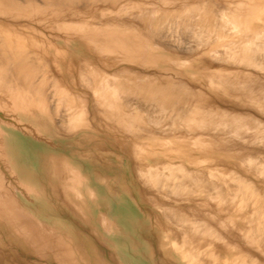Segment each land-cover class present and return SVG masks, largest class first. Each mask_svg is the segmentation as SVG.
I'll list each match as a JSON object with an SVG mask.
<instances>
[{"label":"rangeland","instance_id":"rangeland-1","mask_svg":"<svg viewBox=\"0 0 264 264\" xmlns=\"http://www.w3.org/2000/svg\"><path fill=\"white\" fill-rule=\"evenodd\" d=\"M35 2L38 15L0 18V39L11 31L40 65L28 81L0 78V264H264V227L248 237L251 195L264 200V50L256 63L231 56L233 41L264 43V0ZM193 176L223 192L222 209L170 192Z\"/></svg>","mask_w":264,"mask_h":264},{"label":"bare ground","instance_id":"bare-ground-1","mask_svg":"<svg viewBox=\"0 0 264 264\" xmlns=\"http://www.w3.org/2000/svg\"><path fill=\"white\" fill-rule=\"evenodd\" d=\"M41 2H42V5L43 6H48V5H46L47 3H49L50 2V0H40ZM38 2V1H37ZM40 2V3H41ZM52 2V1H51ZM72 2V1H71ZM209 2V1H208ZM213 2V1H212ZM36 2H35V0H0V18H4V17H7V18H11V19H14L15 20V18L16 19H18L19 17H21V16H29L30 18H31V16H34L33 15V13L34 12H36L35 10H34V8H32V7H34L36 4H35ZM74 3V2H73ZM202 4V3H201ZM205 4H206V2H205ZM211 4H213V3H211ZM20 6H22V9L20 8ZM204 5H202L201 7H203ZM197 7H199V6H197ZM47 8V7H46ZM214 8V7H213ZM229 7H227V9H228ZM41 9V8H40ZM42 9H43V7H42ZM201 9H203L204 10V8H201ZM210 10V9H209ZM31 11H34V12H31ZM197 11V10H196ZM202 11V10H201ZM198 12V11H197ZM225 12H227V11H224V10H221V11H218V13L216 14L219 18H221L220 20H219V23H218V26L219 27H222V28H225V29H227V28H232L233 26L231 25V23H230V20H232L231 19V16L230 15H228V17H230L229 19H225L226 18V15L227 14H229L230 12L228 11L227 13H225ZM199 13V12H198ZM225 13V14H224ZM200 14V13H199ZM198 14V15H199ZM239 14V13H238ZM36 15H38V13L36 12ZM145 15V14H144ZM144 15H142V16H144ZM224 15H225V18H224ZM231 15H232V12H231ZM233 15H234V13H233ZM232 15V16H233ZM4 16V17H3ZM137 16V15H136ZM145 16H147V18H148V21L150 20V23L149 24H155V23H153V21L155 22L156 20H151V18H149L148 17V15H145ZM201 16V15H200ZM235 16V15H234ZM22 17V18H23ZM36 17V16H35ZM138 17V16H137ZM151 17V16H150ZM160 17V16H159ZM159 17H156V19L157 18H159ZM165 17V16H164ZM163 17V18H164ZM28 18V17H27ZM34 18V17H33ZM131 18V17H130ZM132 18H134V17H132ZM153 18H155V17H153ZM138 19V18H137ZM161 19V18H160ZM207 19V18H206ZM217 19V18H216ZM236 19H237V17H236ZM29 20V19H28ZM35 20V19H34ZM139 20V19H138ZM157 20H159V19H157ZM184 20V19H183ZM182 20V21H183ZM194 20H196V19H194ZM217 20V21H218ZM229 20V21H228ZM235 20V19H234ZM161 21V20H160ZM164 21V19H162V22H160V23H165V22H163ZM199 21V20H198ZM216 21V20H215ZM216 21V22H217ZM157 22V21H156ZM167 22V21H166ZM200 22V21H199ZM202 22H207V21H205V20H203L202 19ZM5 23V21L3 20V19H0V27H2L3 25H5V27H7V24H4ZM158 23V22H157ZM156 23V24H157ZM198 23V22H197ZM201 23V22H200ZM13 24V23H12ZM187 24V23H186ZM204 24V23H203ZM206 25H207V23H205ZM205 24H204V26H205ZM217 24V23H216ZM160 25H162V27H163V24H160ZM199 25V24H198ZM201 25H202V23H201ZM10 25H8V27H9ZM181 26V25H180ZM203 26V25H202ZM201 26V27H202ZM218 26H216V27H218ZM224 26H226V27H224ZM231 26V27H230ZM157 27L158 28H160L161 26H159V23H158V25H157ZM156 26L154 27L153 26V28H157ZM162 27L160 28V29H162ZM173 27V26H172ZM193 27H195V26H191V28H193ZM200 27V28H201ZM218 27V28H219ZM3 28V27H2ZM12 28V27H11ZM164 28V27H163ZM181 28V27H180ZM189 28H190V26H189ZM212 28V27H211ZM159 29V30H160ZM194 29H197L198 30V28H197V26H196V28H194ZM204 29H206V28H204ZM203 29V30H204ZM7 30V29H6ZM12 30V29H11ZM13 30H15L14 28H13ZM170 30V29H169ZM191 30V29H190ZM202 30V29H201ZM200 30V32H203V30L201 31ZM227 30H229V29H227ZM205 31V30H204ZM210 31V33H212L211 32V30H209ZM174 32V31H173ZM199 32V33H200ZM207 32V31H206ZM7 33H9V32H7ZM10 33H11V31H10ZM10 33L7 35V37L5 38V35H2L3 36V38H5L4 40L3 39H0V78H14L15 77V80H21L22 78H23V81H26L29 77L31 78L32 77V79H34V77L31 75L30 76V74H35V72H32V70H33V68H34V66L36 65V66H40L39 64H35V63H37V61L35 62V61H33L32 59H30V57L28 56V58L29 59H27V55H28V53H24V50H21V48H20V46H19V44H18V42L16 41V40H12V39H9V38H11L12 37V35L10 36ZM178 33V32H177ZM176 33V34H177ZM168 34V33H167ZM166 34V35H167ZM175 34V33H174ZM205 34V33H204ZM208 34H209V32H208ZM201 35V34H200ZM202 35H203V33H202ZM212 35H213V33H212ZM209 36V35H208ZM262 36V35H261ZM1 38V37H0ZM8 38V39H7ZM185 38V37H184ZM214 38V37H213ZM166 39V38H165ZM169 39V38H168ZM172 39V38H171ZM170 39V40H171ZM199 39V38H198ZM200 41H201V39H200ZM207 41H205V43H206ZM231 42V41H230ZM237 41H233V42H231L232 44H235V45H232V46H234L233 48H231L230 50H231V52H232V57H233V54H235L236 53V55L238 56H240V57H246L245 59V61H247V63L248 62H251V63H256L257 62V58H261L260 56H258L257 54L258 53H260V51H262V50H264V45L262 46V44H264L263 42L262 43H259V44H256V45H258L257 47H255L254 45V47L253 46H248L247 45V43H251V42H247V43H241L240 44V42L238 41L237 43H236ZM203 43V42H202ZM172 44V43H171ZM204 44V43H203ZM230 44V43H229ZM178 45V44H177ZM186 45V44H185ZM190 45V44H189ZM227 45V44H226ZM231 45V44H230ZM248 46V47H247ZM23 49V48H22ZM191 50V49H190ZM231 52L229 53V54H231ZM262 52H264V51H262ZM30 53V52H29ZM225 53H226V51H225ZM31 54V53H30ZM262 56V55H261ZM32 58H34L33 56H31ZM222 57V56H221ZM228 57V56H227ZM264 57V56H263ZM37 58V57H36ZM217 58H219V57H217ZM238 58V57H237ZM240 59H242V58H240ZM33 61L34 62V64H33V66H31V67H29L30 66V64L32 65V63L33 62H30V64H29V61ZM17 61H18V63H17ZM15 62H16V65H15ZM28 62V63H27ZM14 64V66H11L10 64ZM258 63L260 64L261 62H259L258 61ZM262 63H264V58L262 59ZM9 65L11 66V67H9ZM109 65V64H108ZM107 65V66H108ZM261 65H263V64H261ZM35 66V67H36ZM264 67V66H263ZM119 69V68H118ZM4 70H10L11 71V73H6V74H4ZM29 70H30V73H29ZM36 69L34 68V71H35ZM40 70V68L38 67V71ZM125 70V69H124ZM43 71H44V69H43ZM27 72V73H26ZM36 72H37V70H36ZM40 72H41V70H40ZM92 72V71H91ZM114 72V71H113ZM120 72V71H119ZM129 72V71H128ZM127 72V73H128ZM234 72V71H233ZM39 73V72H38ZM123 73H125V72H123ZM122 73V74H123ZM9 74V75H8ZM37 74V73H36ZM40 74V73H39ZM42 74V73H41ZM45 74H46V72H45ZM45 74H44V76H45ZM119 74V73H118ZM121 73L119 74V76H121L122 75ZM127 75V74H126ZM126 75H124V76H126ZM35 76V75H34ZM42 76V75H41ZM40 76V77H41ZM43 76V77H44ZM112 76H114V75H112ZM118 76V75H117ZM108 77V76H107ZM132 77V76H131ZM29 78V79H30ZM45 78H47L46 76L44 77V79ZM49 78V77H48ZM103 78V77H102ZM106 78V77H105ZM104 78V79H105ZM109 78V77H108ZM114 78H116V76H114ZM119 78V77H118ZM121 79H124L123 77H120ZM127 78H129V77H127ZM10 79V80H11ZM24 79H26V80H24ZM28 79V80H29ZM31 79V80H32ZM41 79H43L42 77L39 79L40 81H41ZM27 80V81H28ZM112 80V79H111ZM33 81V80H32ZM31 81V82H32ZM44 81V80H43ZM99 81V80H98ZM105 82H104V84H103V82H101V85L103 84V88L105 87V84H106V79L104 80ZM115 81V79L112 81L113 83H115L114 82ZM116 81H117V79H116ZM120 81V79H118V81H117V84H118V82ZM123 81V80H122ZM122 81H120L119 83L121 84V82ZM124 81H125V83H127L126 82V79H124ZM30 82V81H29ZM48 82V81H47ZM54 82H56V81H54ZM129 82V81H128ZM35 83V82H34ZM34 83H32V84H34ZM40 83V82H39ZM46 83V81H44V84ZM60 83V82H59ZM58 83V84H59ZM90 83V82H89ZM108 83V82H107ZM125 83H123L122 82V84H123V86H124V84ZM31 85L30 87H33V85L31 84V83H28V85ZM38 84V83H37ZM49 84V83H48ZM52 84V83H51ZM108 84H110L111 85V83H108ZM121 84V85H122ZM129 84V83H128ZM128 84H125V88H121L122 90H125L126 89V87L130 90L131 89V87H128L129 85ZM239 84V83H238ZM262 84V83H261ZM55 85V87H56V89H57V86H56V84H54ZM100 85V86H101ZM113 85V84H112ZM120 85V86H121ZM128 85V86H127ZM131 85V84H130ZM251 85V84H250ZM35 86H37V85H35ZM38 86H40L41 87V84L39 85L38 84ZM52 86H53V84H52ZM59 86H60V84H59ZM109 86V85H108ZM106 87V88H111V87ZM113 86H115V85H113ZM117 86V85H116ZM115 86V87H116ZM118 86H119V84H118ZM120 86H119V88H120ZM123 86H121V87H123ZM254 86V85H253ZM47 87V86H46ZM96 87H97V85H96ZM96 87L94 88L93 87V89L94 90H96ZM102 87H100L99 88V86H98V88L100 89V91H101V88ZM142 87V86H141ZM262 87H264V86H262ZM35 88V87H34ZM37 88V87H36ZM43 88V87H42ZM53 88V87H52ZM103 88H102V92H104L103 91ZM134 88V87H133ZM180 88V87H179ZM37 89H39V88H37ZM36 89V90H37ZM41 89V88H40ZM60 89V88H59ZM61 89H62V91H64V93L66 92L67 93V91H65V90H63V88L61 87ZM60 89V90H61ZM105 89V88H104ZM113 89H116V88H114V87H112V95L110 96V97H112V96H117V93H118V91H117V89H116V91H117V93L115 94L114 92H113ZM174 89H175V87H174ZM31 90H33V88L31 89ZM43 90V89H42ZM59 90V92L58 93H60L59 94V96L60 95H62L63 93L61 92ZM93 90V91H94ZM105 90H107V92L106 93H103V94H105V96H106V94H111V92H109L108 91V89H105ZM119 90V89H118ZM127 90V89H126ZM44 91V90H43ZM42 91V92H43ZM53 91V90H52ZM133 91V90H132ZM131 91V92H132ZM177 91V90H176ZM240 91V90H239ZM57 91H55V93H56ZM101 92V93H102ZM122 92V91H121ZM123 92H125V91H123ZM127 92V91H126ZM130 92V91H129ZM129 92H127V93H129ZM130 92V93H131ZM261 92V91H260ZM264 92V91H263ZM48 93V92H47ZM54 92L52 93V94H55ZM58 93H56V96L58 95ZM65 93V94H66ZM99 93V92H98ZM133 93H134V91H133ZM136 93V92H135ZM134 93V94H135ZM65 94H63V95H65ZM70 94V93H69ZM68 94V95H69ZM93 94V93H92ZM91 94V95H92ZM102 94V99H105L104 98V95ZM115 94V95H114ZM124 94V93H123ZM122 94V95H123ZM45 95H46V93H45ZM48 95H50V94H48ZM67 94H66V96H60V98L61 97H63V98H61L60 99V101L62 100H64L65 102H66V99H64L65 97L67 98V96H68ZM109 95H107L108 96V98H106V100L108 99V102L106 101V100H104V101H102L103 103L105 102V103H109V101L111 100V99H114V98H111L110 100H109ZM126 95V94H125ZM116 96H115V98H116ZM127 96V95H126ZM251 96V95H250ZM48 97V96H47ZM58 97V96H57ZM56 97V98H57ZM73 97V96H72ZM71 97V98H72ZM140 97V96H139ZM148 97V96H147ZM157 97V96H156ZM70 98V97H69ZM71 98H70V100H71ZM84 98V97H83ZM159 100H160V103H159V105H160V107L162 108V110L165 112L166 110H164L167 106H169L168 104V99H165L164 98V96L162 95H159V97H157ZM178 98V97H177ZM51 99V98H50ZM125 99V98H124ZM141 99V98H140ZM143 99H144V97H143ZM152 99V98H151ZM155 99V98H154ZM176 99V98H175ZM68 101H69V99H67ZM54 102H55V100H53ZM59 101V100H58ZM61 101V102H62ZM63 101V102H64ZM85 101V100H84ZM123 101V100H122ZM121 101V103H123ZM128 101V100H127ZM126 101V102H127ZM64 102V103H65ZM70 102H73V101H70ZM95 102H98V101H95ZM113 102V101H112ZM115 102V101H114ZM135 102V101H134ZM63 103V104H64ZM83 103H85V102H83ZM110 103H111V101H110ZM109 103V104H110ZM129 103H131V102H129ZM60 104V103H59ZM66 104H67V102H66ZM75 104V103H74ZM108 104V105H109ZM135 104H136V102H135ZM68 105V104H67ZM110 105H112V104H110ZM124 105H125V103H124ZM137 105V104H136ZM135 105V106H136ZM128 106V105H127ZM146 106H148L147 104H146ZM55 107H56V105H55ZM59 107H61V106H59ZM69 107H71V106H69ZM84 107V106H83ZM117 107V106H116ZM139 107V106H138ZM170 107V106H169ZM65 108V107H64ZM66 108H67V106H66ZM94 108V107H93ZM125 108V107H124ZM160 108V109H161ZM172 108H177V107H175V103H172V105H171V110L173 111V109ZM98 109V108H97ZM153 109V108H152ZM157 109V108H156ZM159 109V110H160ZM178 109V108H177ZM51 110H53V109H51ZM61 110V109H60ZM96 110V109H95ZM151 110V109H150ZM149 110V111H150ZM158 109H157V112L159 111ZM153 111V110H152ZM161 111V110H160ZM179 111V110H178ZM177 111V112H178ZM135 112V111H134ZM139 112V111H138ZM137 112V113H138ZM141 112V111H140ZM162 112V111H161ZM160 112V113H161ZM102 113V112H101ZM163 113V112H162ZM60 114V113H59ZM58 114V115H59ZM155 114V113H154ZM173 114H175V110H174V113ZM176 114H178V116L179 117H182L183 115H185L184 114V112H178V113H176ZM175 114V115H176ZM189 114V113H188ZM105 115V114H104ZM131 115V114H130ZM160 115V114H159ZM92 116V115H91ZM148 116H150V114L148 115ZM154 116V115H153ZM152 116V117H153ZM161 116V115H160ZM185 116H187L188 117V115L186 114ZM185 116L183 117V118H185ZM113 117H114V115H113ZM154 117H156V116H154ZM153 117V118H154ZM158 117V116H157ZM81 116L79 115L78 116V113L76 114V115H73V117H72V119H73V121H74V123L75 124H78V123H76V121L77 122H79L81 119ZM114 118H116V117H114ZM148 118H151V117H148ZM161 118V117H160ZM177 118V117H176ZM183 118H180V120L182 119V121H184L185 119H183ZM189 118V117H188ZM187 118V119H188ZM61 119V118H60ZM152 119V118H151ZM83 120V119H82ZM155 120H157V119H155ZM161 120H162V118H161ZM147 121V120H146ZM179 121V120H178ZM178 121H176V122H178ZM189 121V120H188ZM198 122H199V120H197ZM195 122V123H198V122ZM60 122V121H59ZM148 122V121H147ZM156 122V121H155ZM162 122H163V120H162ZM70 123L72 124V122L71 121H69V125H70ZM74 123H73V125H74ZM133 123V122H132ZM174 123V122H173ZM192 123V122H191ZM194 123V122H193ZM194 123V124H195ZM125 125V124H124ZM160 125V124H159ZM196 125H198V124H196ZM71 126V125H70ZM158 126V125H157ZM175 126V125H174ZM159 127V126H158ZM178 127H179V125H178ZM177 126H176V128H178ZM167 128V127H166ZM180 129H181V127H179ZM178 128V129H179ZM182 168V167H181ZM258 169V168H257ZM153 172V171H152ZM152 172H150V173H152ZM155 172V171H154ZM160 173V172H159ZM162 173V172H161ZM193 173V172H192ZM152 174H155V173H152ZM164 174V173H163ZM162 174V175H163ZM176 174L177 173H173V174H169V176L166 178V177H164V181H165V179L168 181V182H170V178H172L173 180H176L175 178L177 177L176 176ZM198 174V173H197ZM147 175H148V173H147ZM150 176H152L151 174H149ZM148 175V176H149ZM156 175H157V173H156ZM238 175V174H237ZM158 176V175H157ZM155 177V178H158V177ZM240 176V175H239ZM239 176H237V177H239ZM160 177V176H159ZM193 177H195V176H193ZM192 177V178H193ZM197 177V178H196ZM195 178H196V180L193 178L192 180H193V183H192V185H190L191 184V182L190 181H188V183L186 184V181H184L185 179H178V181H176V182H172L174 185L172 186V187H174L175 189H173V188H171L170 190V192H174V191H179V192H185L184 190H186V192H192V193H194V194H199L200 196H202L203 198H209L210 197V199H212L213 201L214 200H217V199H219L218 201H214L215 202V204H217V208L218 209H222V206H221V204L225 201V197H223V195H222V193L223 192H221V190L219 191V190H216L215 191V189L213 188V187H215V186H211V188H210V186H208V185H206V183L205 182H202L200 179H202V178H198V176H196ZM144 178V177H143ZM183 178V177H182ZM189 178H191V176L189 177ZM152 179V178H151ZM168 179H170V180H168ZM233 179H234V176H233ZM159 180H160V178H159ZM159 180H157V181H159ZM236 180V179H235ZM245 179H243V180H239L238 181V185H237V188L239 189V195H241L240 197H241V202H239L240 203V205L238 206V208L239 207H241V204L243 203H245L246 204V202L248 203V200H247V198L245 197L246 196V190L248 189L247 187H248V184L244 181ZM115 181V180H114ZM139 181V180H138ZM156 180H154V179H152V184H154V183H158ZM161 181H163V179L161 180ZM198 181V182H197ZM167 182V183H168ZM235 182V181H234ZM172 183H171V185H172ZM155 184V185H156ZM166 183H163L161 186H163V185H165ZM167 185H169L170 186V183H168ZM148 186V185H147ZM168 186V187H169ZM250 186V185H249ZM164 187V186H163ZM167 187V186H166ZM167 187V188H168ZM200 187V188H199ZM201 187H205L206 189H201ZM199 188V189H198ZM213 188V189H212ZM217 188V187H216ZM247 188V189H246ZM169 189V188H168ZM173 189V190H172ZM253 189V187H251V190ZM255 190V189H254ZM256 191V190H255ZM255 191H251V194H253ZM259 191V190H258ZM258 191L256 192V193H258ZM245 192V193H244ZM253 192V193H252ZM235 195H236V193H235ZM263 195V194H262ZM145 196V195H144ZM153 196V195H152ZM253 195H251V198L250 199H252V202L251 203H253L254 205H253V209L251 210V212H252V214L253 215H251L250 216V219L252 218L253 220H255L256 222H257V226H258V230H257V227H255V230L256 231H254V232H252V231H250L251 229H253V228H250L249 227V234H248V237H249V239H251V241L252 242H254V240H255V237L257 236V237H259V235H258V233L257 232H260L261 231V229H262V226L264 227V209L262 208L263 206H264V202L262 203V201H264V200H262V199H259L258 198V196L256 197V194L252 197ZM261 196V195H260ZM229 197V196H228ZM262 198H264V197H262ZM178 199V198H177ZM233 199V198H232ZM249 199V200H250ZM149 200H150V198H149ZM155 200V199H154ZM231 200V199H230ZM262 200V201H261ZM152 201V200H151ZM159 201V200H158ZM157 201V202H158ZM201 201V200H200ZM210 202V201H209ZM226 202V201H225ZM165 204V203H164ZM214 205V204H213ZM247 206V205H246ZM250 206H252V204L250 205ZM233 208H235V207H233ZM244 208H245V205H244ZM247 208V207H246ZM168 211H169V209H168ZM168 211H167V214H168ZM174 211V210H173ZM237 211V210H236ZM172 212V211H171ZM176 212H178V211H176ZM175 214V213H174ZM178 214V213H177ZM246 215V214H245ZM180 216V215H179ZM178 219V218H177ZM249 219V218H248ZM247 218H246V221L248 220ZM190 220V219H189ZM243 220H245V218L243 219ZM184 226V225H183ZM180 229V228H179ZM181 230V229H180ZM248 232V231H247ZM261 233V232H260ZM180 234V233H179ZM184 234V233H183ZM186 234V233H185ZM184 234V235H185ZM177 236V235H176ZM175 236V237H176ZM246 236V235H245ZM244 237V236H243ZM87 239V238H86ZM246 240H248V239H246ZM250 241V242H251ZM257 241V240H256ZM180 242H182V246H180V247H184V245H185V242L183 241V239L180 241ZM249 242V241H248ZM252 244V243H251ZM188 245H185V247H187ZM188 248H189V246H188ZM257 248V247H256ZM261 249V248H260ZM259 249V250H260ZM190 250V249H189ZM192 252V251H191ZM192 253H194V252H192ZM192 255H185V257H191ZM256 256V255H255ZM252 258V257H251ZM107 261V260H106ZM210 261H211V259H210ZM253 261V260H252ZM209 262V261H208ZM211 263V262H210ZM207 264H209V263H207ZM212 264H214V262L212 263Z\"/></svg>","mask_w":264,"mask_h":264}]
</instances>
